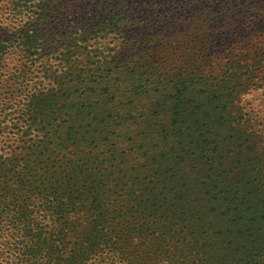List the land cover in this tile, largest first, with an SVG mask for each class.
Segmentation results:
<instances>
[{"label": "trees", "instance_id": "16d2710c", "mask_svg": "<svg viewBox=\"0 0 264 264\" xmlns=\"http://www.w3.org/2000/svg\"><path fill=\"white\" fill-rule=\"evenodd\" d=\"M28 1L13 0L14 7ZM195 1L199 15L207 14L210 0ZM179 2L178 9L189 10L190 1ZM215 2L223 4L222 16L229 20L220 17L222 25L211 37H222L223 42L214 45L207 38L200 44L199 54L175 48L171 56H177L175 63L181 71L171 77L160 80L157 76L150 62L156 54L151 48L142 53L138 48V60L130 62L120 60L119 50L112 61H96L97 65L103 61L102 70H109V76L84 73L85 67L78 70V64L69 66L67 72L51 69L59 90H64V83L69 92L64 103L56 105L55 123L38 121V131L44 134L39 137L41 144L34 146L38 152L31 155L44 165L56 151L51 146L71 147L70 176L59 184V169L40 172L39 177L31 169L28 174L36 179L26 188H14L15 182L10 178L2 182L0 173V201L14 206L11 224L23 245L19 250L16 235L15 241L4 242L8 248L5 264H89L94 260L97 264H264V140L260 132L236 129L237 116L241 115L237 123L241 128L248 112L240 104L243 77L234 71L236 65L237 70L243 69L248 58L243 57L246 40L257 41L247 30L264 22V0ZM130 3L106 0L103 6L96 5L103 7L101 13L93 7L76 6L69 27L81 37L116 17L117 22L131 19L134 8L127 7ZM96 17L100 20L94 24ZM197 38L189 36L186 43ZM19 40L27 54L34 42L39 47V34L23 29L9 39L0 36V52L6 53ZM252 52L259 55V48L253 46ZM187 66H194L195 72L189 75ZM184 68L186 72H182ZM155 89L161 92L157 108L172 100L175 136L180 141L156 158L159 165L150 174L153 186L143 187L147 183H142L138 168L129 166L128 150L125 158L109 135L119 119L137 110L130 104L136 105L143 91L149 95ZM59 94L55 95L57 101ZM34 98L40 99L36 111L44 115L50 109L52 113L48 102ZM123 126L125 131L131 124L125 120ZM191 145L196 149H187ZM188 154L195 162L190 174L195 176L197 189L192 192L183 171ZM100 166H105L102 173L94 172ZM29 201L35 203L29 213L21 210L25 207L15 206ZM49 209L51 221L40 225L38 217ZM179 221L186 231L178 230ZM57 234L66 244L55 239Z\"/></svg>", "mask_w": 264, "mask_h": 264}, {"label": "rangeland", "instance_id": "374dc122", "mask_svg": "<svg viewBox=\"0 0 264 264\" xmlns=\"http://www.w3.org/2000/svg\"><path fill=\"white\" fill-rule=\"evenodd\" d=\"M14 1L17 2V0ZM105 1L101 0L97 3V0H29L27 4L22 3L20 6L14 7L13 0H0V36L9 39L23 29H32L39 34V47L37 49L34 42L29 54H27L26 48L18 45L20 40L13 47L7 48L6 53L3 50L0 52V173L3 175L2 182L10 178L12 182H15L14 188L18 186L26 188L33 182L32 179H36L28 174L31 169H33L32 173L38 174V177L40 172H56L59 169L58 171L61 172V175L57 173L59 184H61V180L70 176L69 165L72 164L74 158V153L70 151L71 147L51 146L56 151L51 153L44 165L39 164L37 158L31 155L32 152H38V147L34 146L41 144L39 137L44 134V132L38 131V121L46 119L55 123L56 111L54 110L64 103V96L69 92L65 89L64 83L61 85L64 90H59L58 82L53 78L51 69L67 72L69 66L78 64V70L85 67L84 73L109 76L112 74L109 70H102L103 61L99 65L95 63L96 61L106 59L112 61L114 58L116 59L113 54L115 55L119 50L120 60L130 62L135 58L138 60L139 56L136 55L139 52L138 48L141 53L144 52L142 51L144 48H151L156 53L154 57L150 58V62L154 63L151 66L155 68L157 76L162 80L181 71L178 63H175L177 56H171L174 54L175 48L179 52L178 46H181L186 52L192 51L199 54V46L207 38H210V44L222 43V37H211V32L218 31L221 27L220 17L229 20L227 16H222L221 6L223 4L220 5L219 2H215L216 0L207 1L208 13L202 15H199V6L195 0H188L190 1L189 10L186 11L177 8L180 4L179 0H130L131 3L127 7L131 5L134 8L130 13L131 19L117 22L119 17H116L112 21H107L106 24L98 25L97 22L100 19L96 17L94 19V24H97L96 28L79 37L76 29L69 27L71 24L69 16L72 11L76 6H82L79 8L83 9L84 7V9L90 10L93 7L95 12L101 13L103 7L99 8L96 5L103 6ZM108 1L118 2V0ZM84 3L89 5H84ZM139 3L138 10L136 8ZM93 15L95 14L93 13ZM101 16L102 14L99 17ZM216 17H218V21H215ZM105 18L106 16H104ZM65 20H67L66 23ZM252 28L247 31H250L251 38L255 37L257 41H252L250 38L246 40L244 43L246 51L243 57L248 55V58L244 61V68L237 70L238 65L234 67V71L241 73V77H243V80L240 79L242 86L240 104L243 107V112L247 111L248 113L242 119V129L237 125L241 115L237 116L235 113L237 116L235 120L236 129H248L250 132L258 134L260 132L263 134L262 140H264V22ZM189 36L198 38L188 45L186 40ZM253 46L259 48L260 56L252 52ZM213 50L211 49V53ZM148 55L144 56L147 58ZM256 55L258 56L256 57ZM255 58L256 60H254ZM187 68L189 75L195 72L194 66H187ZM187 68L182 69V72H186ZM244 74L245 77L242 76ZM63 79L61 77L60 81L64 82ZM195 88H198L197 84ZM57 92L60 93L58 101L55 97ZM160 95L161 92L157 89L151 91L149 95L143 91L138 96L137 104H130L137 110L126 115L125 119H119V124L111 129L109 135V138L119 144L125 158L128 150L129 159L132 160L129 166L133 165L138 168L139 174L142 176V183H147L142 185L143 187L153 186V183L150 182V174L153 167L159 165L156 158L165 154L164 150L169 152L176 141L178 144L180 141L178 136H175L176 126L173 124L172 100H169L163 108H157V97ZM34 96L45 100L44 104L48 102V108H53L52 113L50 109L44 115L36 111L34 107L35 105L40 107V99H36ZM131 101L132 98L127 100L128 103ZM125 120H128V124L131 126L124 131ZM224 129L226 130L225 127ZM123 131L126 132L125 135H123ZM177 132L179 131L177 130ZM227 145V143L222 144L225 148ZM262 148L261 152H264V144ZM187 149L196 148L191 145ZM33 163L37 166H33ZM194 163L189 154L183 163V171L184 174L187 173L190 192L197 189V183L194 182L195 176L190 174ZM103 168L105 166H100L94 169V172L102 173ZM35 184L37 183L35 182ZM15 192L19 194L18 191ZM0 200L3 201L2 198ZM34 204L29 201L16 203L15 206L21 205V207H25L21 210L29 213ZM71 212L76 215L75 210ZM52 213L50 209L46 210L40 214L37 222L45 226L51 221ZM180 213L182 212L180 211ZM14 216V206L5 205V202L1 203L0 201V264H5V255L8 250L4 242L6 240L15 241L16 233L11 224ZM85 218L87 217H84L83 221ZM176 219L178 217L172 218L169 223L171 224ZM179 223L181 226L178 227V230L186 231L184 225L180 221ZM174 228L177 227L174 226ZM30 231L33 229H29ZM16 236L19 237L16 246L22 250L23 245L19 244L21 235L17 234ZM55 236V239L63 244L64 239L63 241L60 239L62 236L59 234ZM64 243L66 244V242ZM9 244L14 243L11 241ZM46 250L43 249L44 252H47ZM89 264H97V261L94 260Z\"/></svg>", "mask_w": 264, "mask_h": 264}]
</instances>
